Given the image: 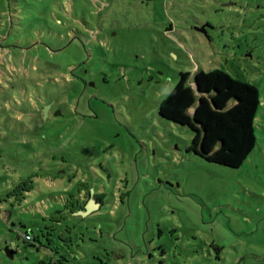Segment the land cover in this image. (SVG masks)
<instances>
[{"label": "rangeland", "instance_id": "374dc122", "mask_svg": "<svg viewBox=\"0 0 264 264\" xmlns=\"http://www.w3.org/2000/svg\"><path fill=\"white\" fill-rule=\"evenodd\" d=\"M216 68L260 92L237 168L159 114L182 72ZM92 190L56 230L65 264H264V0H0V264H49L23 235Z\"/></svg>", "mask_w": 264, "mask_h": 264}, {"label": "trees", "instance_id": "16d2710c", "mask_svg": "<svg viewBox=\"0 0 264 264\" xmlns=\"http://www.w3.org/2000/svg\"><path fill=\"white\" fill-rule=\"evenodd\" d=\"M260 103V92L255 85L236 79L220 68L210 71L199 69L193 80L190 72L181 73L176 86L161 102L159 114L193 131L194 136L187 149L189 152L209 162L237 168L247 160L256 146L255 119ZM33 189L30 178L18 183L8 196L21 204ZM88 194L91 196V191ZM70 196L64 207L49 217L51 223L44 224L36 238L28 232L23 235L26 241L36 240L59 255L56 257L54 254L49 264H65L68 261L56 245V238H62L63 235V232L57 234V231L67 214L78 215L76 212L83 209L88 201L81 194ZM95 196L99 201L102 200L100 196ZM27 234L31 236L30 239L26 237ZM41 236L45 237L46 243L41 240ZM6 247L14 255L18 251L14 244Z\"/></svg>", "mask_w": 264, "mask_h": 264}, {"label": "water", "instance_id": "95a60500", "mask_svg": "<svg viewBox=\"0 0 264 264\" xmlns=\"http://www.w3.org/2000/svg\"><path fill=\"white\" fill-rule=\"evenodd\" d=\"M199 31H204L206 32L205 27L199 28ZM51 105H47L44 110L43 113L45 114V117H48V113L50 111ZM61 112L58 111L56 113V115H60ZM101 207V202L96 198L95 196V192L94 190L91 191V196L89 198V200L87 201L85 207L79 211L76 212V214L78 215H82V216H87L89 214H91L92 212L98 210ZM6 253L11 257L14 258V253H12V251L9 249V247H6Z\"/></svg>", "mask_w": 264, "mask_h": 264}, {"label": "built area", "instance_id": "2783aa9c", "mask_svg": "<svg viewBox=\"0 0 264 264\" xmlns=\"http://www.w3.org/2000/svg\"><path fill=\"white\" fill-rule=\"evenodd\" d=\"M28 239H30L31 238V236L29 235V234H27V236H26Z\"/></svg>", "mask_w": 264, "mask_h": 264}, {"label": "flooded vegetation", "instance_id": "af4514ba", "mask_svg": "<svg viewBox=\"0 0 264 264\" xmlns=\"http://www.w3.org/2000/svg\"><path fill=\"white\" fill-rule=\"evenodd\" d=\"M90 198V197H89ZM89 200V199H88Z\"/></svg>", "mask_w": 264, "mask_h": 264}]
</instances>
